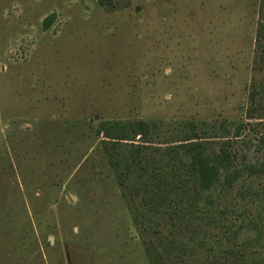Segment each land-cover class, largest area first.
Listing matches in <instances>:
<instances>
[{"label": "rangeland", "instance_id": "rangeland-1", "mask_svg": "<svg viewBox=\"0 0 264 264\" xmlns=\"http://www.w3.org/2000/svg\"><path fill=\"white\" fill-rule=\"evenodd\" d=\"M262 15L264 0H0V264H171L149 256L164 224L152 218L142 232L132 220L95 127L111 118L155 121L164 133L185 120L222 123L239 156L264 161V104L247 112L251 80H264ZM245 184L264 188V178L237 188ZM213 208L242 226L238 240L260 228L264 236L263 199L232 190ZM197 222L212 241L218 229ZM181 239L188 247L173 249L175 264L210 258ZM262 239L248 248L257 264Z\"/></svg>", "mask_w": 264, "mask_h": 264}, {"label": "trees", "instance_id": "trees-1", "mask_svg": "<svg viewBox=\"0 0 264 264\" xmlns=\"http://www.w3.org/2000/svg\"><path fill=\"white\" fill-rule=\"evenodd\" d=\"M107 6L112 0H98ZM53 19L47 16L43 23L47 28ZM256 45L259 57L264 56V16L257 30ZM248 116L252 117L264 104V80H251L248 88ZM264 126V122L261 123ZM194 120L178 123L176 131H160V123L137 119H100L95 127L99 143L106 154L117 185L126 201L132 220L146 231L145 225L152 218H159L164 229L158 233L162 251L154 246H146L151 259L155 254L168 256L170 263L174 248L182 253L188 247L181 239L183 234L192 241V251L202 248L210 258L199 264H257L255 256L248 248L253 238L258 241L264 236L262 230L257 236L238 240L240 225L235 228L221 217L211 213L216 198L224 197L235 190L240 199L264 200V188L250 184L237 188L240 181L249 178H264V161H247L237 150V140L228 137L226 124L219 128H197ZM243 126L239 123L234 137H238ZM219 131V132H217ZM212 133V134H210ZM226 134V135H225ZM169 135V136H168ZM226 136V137H225ZM258 148H264V133L259 134ZM243 184V183H242ZM241 209L238 213L241 214ZM208 218L218 232H213V240H205L200 233L197 219ZM264 219V217H263ZM255 224L253 220L249 221ZM161 223V224H160ZM264 224V221L261 222ZM260 223V224H261ZM248 225V224H247ZM255 227V226H254ZM264 227V226H261ZM175 230V232H174ZM184 230L191 231L192 234ZM205 230V228H204ZM219 231L225 236L219 235ZM229 233V235H228ZM225 257V258H222ZM183 260L182 256H177ZM155 259V258H154Z\"/></svg>", "mask_w": 264, "mask_h": 264}]
</instances>
